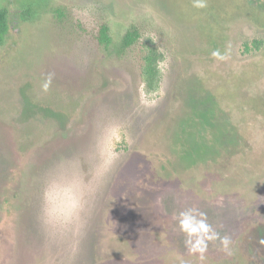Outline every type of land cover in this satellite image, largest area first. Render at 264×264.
Here are the masks:
<instances>
[{
	"label": "rangeland",
	"instance_id": "1",
	"mask_svg": "<svg viewBox=\"0 0 264 264\" xmlns=\"http://www.w3.org/2000/svg\"><path fill=\"white\" fill-rule=\"evenodd\" d=\"M0 8V264H264V0Z\"/></svg>",
	"mask_w": 264,
	"mask_h": 264
},
{
	"label": "trees",
	"instance_id": "2",
	"mask_svg": "<svg viewBox=\"0 0 264 264\" xmlns=\"http://www.w3.org/2000/svg\"><path fill=\"white\" fill-rule=\"evenodd\" d=\"M53 13L56 16L58 24L65 30L71 29L73 32H77L79 36H88L91 43L103 51H108L112 47L113 37L108 19L103 17L97 18L96 21L92 22L93 26L88 27L80 19L75 18L66 6L56 7ZM10 30L9 11L6 8H0V45L6 42ZM141 37V30L132 26L119 43L116 50L117 57L120 59L126 58L130 51L138 44ZM157 64V56L153 53L147 64L148 75L151 78L156 77L158 70Z\"/></svg>",
	"mask_w": 264,
	"mask_h": 264
},
{
	"label": "clouds",
	"instance_id": "3",
	"mask_svg": "<svg viewBox=\"0 0 264 264\" xmlns=\"http://www.w3.org/2000/svg\"><path fill=\"white\" fill-rule=\"evenodd\" d=\"M182 224H183V222H182ZM224 242L226 243L227 241L225 240Z\"/></svg>",
	"mask_w": 264,
	"mask_h": 264
}]
</instances>
